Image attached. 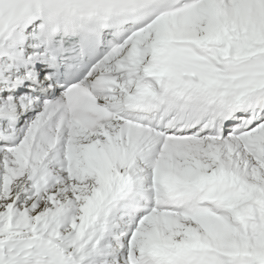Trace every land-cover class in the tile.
<instances>
[{
    "label": "snow or ice",
    "instance_id": "snow-or-ice-1",
    "mask_svg": "<svg viewBox=\"0 0 264 264\" xmlns=\"http://www.w3.org/2000/svg\"><path fill=\"white\" fill-rule=\"evenodd\" d=\"M0 264H264V0H0Z\"/></svg>",
    "mask_w": 264,
    "mask_h": 264
}]
</instances>
